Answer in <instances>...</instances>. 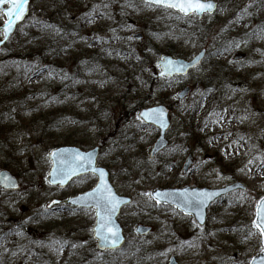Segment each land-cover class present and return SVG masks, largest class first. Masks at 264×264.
I'll return each mask as SVG.
<instances>
[{"label":"rangeland","instance_id":"374dc122","mask_svg":"<svg viewBox=\"0 0 264 264\" xmlns=\"http://www.w3.org/2000/svg\"><path fill=\"white\" fill-rule=\"evenodd\" d=\"M126 1L108 30L107 0H82L73 14L83 26L79 41L65 42L54 70L29 72L22 82L34 95L27 106L15 105L6 119L13 125L8 140L0 138V170L20 181L17 190L0 187V264H168L171 255L180 264H250L263 249L254 217L264 196V34L251 40L228 29L247 31L249 16L264 14V5L218 0V11L200 18L145 0ZM36 2L31 12L39 15ZM4 20L0 12V24ZM139 33L141 38L134 37ZM203 49L206 58L189 74L158 75L163 54L190 59ZM93 52L101 55L103 69L93 67L74 80L77 58ZM185 86L191 91L179 98ZM157 104L171 109V126L169 146L152 158L159 129L139 111ZM68 139H80L84 149L98 145V164L109 169L117 191L133 199L119 215L127 240L118 249L97 247L94 207H46L97 180L86 174L66 187L48 183L49 152L77 145ZM188 158L193 166L184 172ZM237 179L246 189L213 202L204 225L145 195L187 185L221 187ZM138 224L152 231L140 235ZM85 255L93 256L83 260Z\"/></svg>","mask_w":264,"mask_h":264},{"label":"trees","instance_id":"16d2710c","mask_svg":"<svg viewBox=\"0 0 264 264\" xmlns=\"http://www.w3.org/2000/svg\"><path fill=\"white\" fill-rule=\"evenodd\" d=\"M81 1L37 0L34 7L36 5L38 8L39 15L31 12L30 16L34 15L35 18L28 20L25 24H21V27L15 32L12 41L6 44L4 57L3 59L0 57V69H2L0 76L5 75L0 82V115L3 116V119H0V138L8 140L6 135L11 132L9 126L13 128V125L6 119L8 116L12 119L15 105L19 107L27 106L29 98L34 95L22 83L25 76L29 72H37L45 67L54 70L56 68L55 65L59 63L58 58L66 49L65 42L72 46L79 41L83 26L80 17L73 14L80 11ZM259 2L264 5V0H259ZM124 4L128 6L126 0H107V4L104 7L107 6L109 8L106 13L108 30H110L113 16L116 15L120 8H124ZM115 26H112L114 33L117 37H120L121 26L118 24ZM243 28H247V31L241 32L235 28H230L228 31L234 35L236 32L239 38L243 36V38L247 37L251 40L258 34H264V14L250 15L247 25ZM226 49L227 51L233 49V46L230 45L228 48L221 49V52L226 51ZM88 59H92L91 62L94 64L90 65V62H88L86 65L84 63L82 69L78 67L79 64L88 61ZM50 60H53L51 62L52 67L49 66ZM103 63L101 55L96 52H93L91 58L89 56L77 58L74 63V71L77 76L81 73V76H74L73 79L79 82L84 77V74H88V70L93 67L94 69H103ZM33 117L30 116V119ZM68 141L80 146L85 145L80 139H68ZM92 256L85 255L83 260H88Z\"/></svg>","mask_w":264,"mask_h":264},{"label":"water","instance_id":"95a60500","mask_svg":"<svg viewBox=\"0 0 264 264\" xmlns=\"http://www.w3.org/2000/svg\"><path fill=\"white\" fill-rule=\"evenodd\" d=\"M31 1L32 0H28V3L26 5V11L24 13V16L22 19L16 21L14 27H13V30L11 31L9 37L7 39H5L4 37L2 39H0V48L2 47V45L10 39V37L12 36L13 32L16 30L18 24L22 21H24L27 16L29 15V11H30V5H31ZM212 2L216 5V7L213 9V11L211 12H205V13H214L217 8H218V3L216 0H212ZM6 5V4H5ZM3 5V6H0V9L4 12L5 16H6V20L5 22L3 23V25L0 26V30L3 31V35H4V30H3V26L4 24L7 22L8 20V16H7V12H6V9L8 7H10V5H8L7 7ZM178 10V9H176ZM205 13H202L200 14L199 16H203ZM134 37L136 38H141L142 37V34L139 33V34H135ZM206 54V50L203 49L200 53H198L193 59L191 60H187V59H184V58H176V57H173L171 55H163L161 60L159 61V65L161 66V72L159 73L160 76L162 75H184V74H187L191 69H193L197 64H199L201 62V60L203 59V57L205 56ZM242 55H237L235 56V58H241ZM196 58H199V63H194V61L196 60ZM165 59H170V60H174V61H179L180 63H182L185 68H184V71L183 72H168L166 71L165 67H164V63H165ZM191 90V87L187 86L185 87L179 94V97L182 98L184 97L185 95H187ZM153 109H163V116H162V120L164 121V125L161 124V122L157 121L154 117H152L151 115H146V113H151V110ZM139 115L140 117L143 118V120L146 122V123H151L153 125H155L158 129H159V136L158 138L156 139L153 147H152V150H151V157H154L156 156L159 152H161L163 149H165L168 144H169V140L166 136L167 134V131L169 130L170 126H171V120H170V108L165 105V104H158V105H154V106H151V107H147V108H143L140 110L139 112ZM67 150V151H65ZM99 151H100V147L99 146H95L93 148H90V149H82L81 147L79 146H75V145H64V146H59V147H56L54 149H52L50 151V153H56L57 154V157H52L50 154H49V157L51 159V162H52V168L50 170V172H52V170L55 168V167H58L59 166V163H58V158L60 156H67L68 158H71L73 154L75 153H81V154H85L87 156V154H91V157H92V161H93V164L92 166H87L84 168V169H80L76 175H71L69 178H67L65 180L64 183H61L60 181L62 179H64V177L62 176H56L55 177V180L56 182L55 183H50V181L53 180V177L51 175L48 176V182L52 185H60L61 187H64V186H67L74 178L78 177V176H81V175H84V174H94L97 176V182L96 184L82 192V193H79L77 195H74L72 197H70L69 199L65 200L64 202L67 203V204H71V205H74V206H77V207H80V208H88L86 207L85 205L81 204V203H74L75 200H78L79 197H81V195L83 193H87V192H90L92 191L96 186L97 184L100 183V177H99V173L96 172L94 173L92 171V167H97V168H102L105 172V177L104 179L107 181L108 184H110L112 186V189L113 191L117 194L118 197L121 198V203L118 207V209L112 213L111 215V222H112V226L115 230L118 231L119 233V236H120V239L119 241L113 246L111 245L110 243L107 245V246H104L100 237H98L96 235V233L94 232L93 236L94 238L97 240V246L100 250H104V249H116V248H120L125 242H126V236H125V233H124V228L121 224V222L119 221L118 219V216L122 210V208L128 204H130L133 199L132 197L130 196H127V195H122V194H119L117 189L115 188V186L112 184L111 180H110V172L109 170L107 169V167L105 166H102V165H98V156H99ZM54 159H56V163H54ZM192 164V161L191 159L189 158L186 163H185V166H184V172H186L189 167L191 166ZM49 172V173H50ZM14 185V186H13ZM20 184H19V181L17 179L16 176H14L9 170H1L0 171V187L4 188V189H17L19 188ZM187 190L188 191V194L191 196L193 195V193L195 192H204V191H207V192H212V193H216V195H214L210 200H208L203 206H202V213H203V220H201L195 211L191 212L190 215H193L195 221L199 224V225H204L206 223V220H207V215H208V208L209 206L215 202L217 199L223 197V196H226L228 195L229 193L233 192V191H236V190H244L246 189V186L245 184L241 181V180H236V181H233L231 183H228L226 184L225 186H222V187H198V186H185V187H181V188H162V189H156L154 191H152L153 193V197L155 198V193L156 192H161V193H168V194H174L176 195L177 197L183 195L184 193V190ZM156 199V198H155ZM264 199V196L260 198L259 202H258V205L260 203V201ZM63 201L60 200V199H52L50 201V203L47 205L48 208H52L53 206H56L58 204H61ZM161 203H167V204H171L175 207H177V204L175 202H173L171 199H168L167 202H165L164 199H161ZM258 205L256 207V213H255V218H254V222L256 223H259L258 219H257V210H258ZM91 207H94L95 206H91ZM178 209H180L181 211H183L181 208L177 207ZM185 214H189L188 212H185L183 211ZM97 227V217H96V221H95V225L93 227V229ZM136 231L140 234V235H145V234H148L150 231H151V227L150 226H145V225H138L137 228H136ZM262 239H263V249H264V236H262ZM262 258H264V251H260L259 253H257L256 255H254L251 260H250V264H262ZM168 264H180L177 257L175 255H172L169 259V262Z\"/></svg>","mask_w":264,"mask_h":264},{"label":"snow or ice","instance_id":"6c2138e0","mask_svg":"<svg viewBox=\"0 0 264 264\" xmlns=\"http://www.w3.org/2000/svg\"><path fill=\"white\" fill-rule=\"evenodd\" d=\"M27 3L28 0H0V6L5 4L10 5V7L6 9L8 20L3 26L5 39L9 37L16 21L23 18ZM145 3L149 6L160 5L178 9L185 15H200L205 12H211L216 7L212 0H145ZM238 46L239 45H237V47ZM194 63H199V58H196ZM164 67L168 72H183L185 68V66L179 61L170 59H165ZM146 115H151L164 125V121L162 120L163 109H153L151 110V113H146ZM50 155L54 158L57 157L56 153H50ZM56 162V159H54V163ZM58 163L59 166L55 167L52 172L49 173V175L53 177V180L50 181V183L56 182V176L64 177V179L60 181L61 183H64L67 178L71 175H76V173L80 169H84L86 165L92 166L93 161L91 154H87L86 156L85 154L75 153L71 158L60 156L58 158ZM92 171L94 173H99L100 183L97 184L92 191L83 193L78 200L74 201V203H81L86 207L95 206L97 227H95L93 231L98 237H100L104 246H107L109 243L114 246L119 241L120 236L118 231L112 226L111 215L118 209L121 203V198L117 196L113 191L112 186L104 179L105 172L102 168L93 166ZM145 195L152 197L153 193H145ZM154 195L157 203H160L161 199H164L165 202H167L168 199H171L177 204V207L181 208L183 211L188 212L189 214L195 211L197 216L203 220V213L201 211L202 206L216 195V193L207 191L195 192L190 196L185 189L183 195L179 197L174 194L161 192H156ZM257 219L259 223L254 222V226L258 228L261 235L264 236V199H262L258 205ZM262 251H264V249H262ZM262 264H264V258H262Z\"/></svg>","mask_w":264,"mask_h":264},{"label":"bare ground","instance_id":"6f19581e","mask_svg":"<svg viewBox=\"0 0 264 264\" xmlns=\"http://www.w3.org/2000/svg\"><path fill=\"white\" fill-rule=\"evenodd\" d=\"M205 58H206V57H203L202 61H201L199 64H197V65L195 66V68L198 67V66L203 62V60H204Z\"/></svg>","mask_w":264,"mask_h":264}]
</instances>
